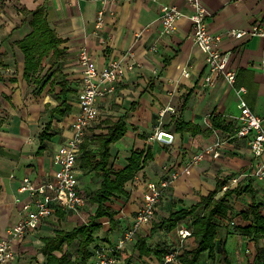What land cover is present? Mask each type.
I'll list each match as a JSON object with an SVG mask.
<instances>
[{"label":"crops","instance_id":"1","mask_svg":"<svg viewBox=\"0 0 264 264\" xmlns=\"http://www.w3.org/2000/svg\"><path fill=\"white\" fill-rule=\"evenodd\" d=\"M202 3L209 13L210 30L223 38L221 48L229 56L228 69L237 72L236 88L247 89L244 98L248 105L264 118V38L246 36L238 40L228 34L231 30L249 32L256 24L264 27V0ZM163 5L178 6L187 16L193 11L186 0H0V61L5 65L0 69V76L5 79L0 81V240L20 221L25 205L32 201L28 192L20 190L23 179L47 184L55 178L59 169L55 154L71 137L80 112L84 69L79 56L86 48L99 70L113 60H121L126 67L116 90L98 100L99 116L87 135L107 134L109 123L124 118L127 133L112 144L114 167L124 170L135 151H148L152 158L127 183L129 196L113 198L111 205L119 211L116 218L121 226L111 230L110 220L103 218L98 243L115 247L142 206L147 184L169 178L171 171H178L180 176L166 190L156 212L157 220L197 204L217 188L218 182L227 181L231 190H238L231 198L233 209L223 222L222 237L227 240L228 256L231 236L241 240L242 248L250 243L242 235H228L227 230L233 222L250 224L240 213L253 204L252 193L264 214V182L252 174L264 157L255 158L249 139L237 135L240 102L236 88L223 77L217 79L214 88L205 85L208 69L203 52L192 38V21L185 16L174 34H161ZM42 7L48 9L51 27L63 40L61 47L67 52L63 72L78 94L70 101L71 112L53 120L52 139L40 153V134L50 117L46 106H58L55 96H59L61 87L53 77L43 90H34L35 86L24 78L25 57L18 43L32 32V15L28 13ZM101 10L106 12L105 26L97 31ZM45 65L43 74L51 67L48 62ZM52 74L53 71L48 77ZM216 117L224 121L220 128L213 129L212 120ZM180 119L189 124V129L179 130ZM161 131L173 135L171 144L157 139ZM217 142H221V155L208 156L187 174L185 168L191 157ZM77 172L87 207L79 213L57 208L38 230L13 243L15 260L10 264H47L43 238L53 236L56 230L70 231L90 221L96 210L90 194L101 187V179L83 170L80 160ZM249 185L253 192L242 191ZM224 193L222 189L218 196ZM61 210L66 212L64 218L59 214ZM190 223L191 220L183 222L176 230L179 232ZM150 224L139 233L147 235L144 232ZM164 235L158 232L152 240H161ZM222 255L225 257V253ZM139 260L141 264H159L151 257ZM91 264H96L95 256Z\"/></svg>","mask_w":264,"mask_h":264},{"label":"trees","instance_id":"2","mask_svg":"<svg viewBox=\"0 0 264 264\" xmlns=\"http://www.w3.org/2000/svg\"><path fill=\"white\" fill-rule=\"evenodd\" d=\"M28 14L32 15L30 22L32 32L18 43L25 57L24 78L29 84L35 86L34 90H41L54 77L55 82L59 81L61 92L55 96L59 104L56 107L46 106L50 113L49 121L45 124L44 130L40 134V153L46 149V143L52 139L53 120L56 117H65L72 108L70 101L78 94V89L73 87L67 76L63 72L66 49L61 46L63 40L51 27L48 20V9L39 8ZM1 57V56H0ZM51 65L47 74H43L45 63ZM5 65L0 61V69ZM53 71L51 77L49 73ZM48 78V79H47ZM5 79L0 76V81ZM179 130L189 129V124L180 119ZM213 129L221 127L224 121L221 117L213 118ZM107 134H95L86 136L80 155V166L88 174H95L101 179V187L90 194V201L95 205L96 210L91 215L90 221L78 225L75 229L56 230L53 236L43 238L45 246L43 253L46 255L47 264H91L95 256L96 249L101 244L98 243L100 232L104 228L103 218H108L111 222V230L121 226V221L116 217L119 211L113 208L111 202L114 197L121 198L129 196L126 185L133 180L138 173L152 159L148 151H135L129 159V165L124 170H117L114 167L112 158V144L120 141L127 133V124L124 118L117 122L109 123ZM94 147V148H93ZM227 181L218 182L217 188L204 196L201 200L189 208L174 210L168 217L156 220L150 234L138 233L131 242L132 249L125 248L116 252L121 260L120 264H137L135 257L143 259L148 257L157 260L159 264H217L220 261L231 264L227 252V240L223 239L224 219L232 211L231 198L238 190L228 189L224 195L219 197V193L226 186ZM252 191L251 186L243 188L242 191ZM253 194V204L240 214L250 224H234L227 229L228 235L239 234L248 242L261 244L264 242V214L261 203L257 201L256 194ZM64 218L66 212H59ZM186 227L191 231V236L195 240L194 248H186L177 254L173 261L168 262L167 257L174 252L166 241L151 244V240L158 232L165 235L174 232L181 223L190 221ZM107 241L108 239H102ZM130 243V244H131ZM222 245V246H221ZM76 247V249H74ZM127 247V246H126ZM74 249V250H73ZM61 253V256L58 255ZM222 253H225L223 257ZM250 264V263H249ZM252 264H264V245L257 249V254Z\"/></svg>","mask_w":264,"mask_h":264},{"label":"built area","instance_id":"3","mask_svg":"<svg viewBox=\"0 0 264 264\" xmlns=\"http://www.w3.org/2000/svg\"><path fill=\"white\" fill-rule=\"evenodd\" d=\"M186 2L193 10L192 14L188 16L178 6H162L161 34H174L178 22L183 17H188L193 23L192 38L205 56L208 69V73L204 77L205 85L214 88L217 79L223 77L231 86L236 88L237 72L228 69L229 56L221 48L223 38L210 30L209 13L202 0H186ZM105 18L106 12L101 10L96 22L97 31L104 28ZM228 34L238 40L246 36L264 38V27L256 24L249 32L231 30ZM79 61L84 69L80 112L74 121L71 137L55 154V162L59 169L55 173L54 180L47 184H34L28 177L23 179L20 190L28 192L32 201L25 205L24 215L20 221L11 226L7 236L0 240V264L13 262L15 260L13 243L25 240L27 234L38 230L46 219L55 214L57 208L79 213L87 207V196L80 191L77 172L81 146L89 129L99 116L98 100L116 90L118 82L126 74V67L121 60H113L107 67L99 70L86 48L82 49ZM235 90L240 102V115L238 117L240 125L237 135L249 139L252 154L255 158L260 159L264 157V118L256 114L248 105L244 98L247 93L246 88L237 87ZM164 114L165 112H163ZM163 132L157 134V139L171 144L174 139L173 135L168 133L170 139L167 141L162 138ZM220 147L221 142H217L192 156L185 172L191 174L192 167L203 162L208 156L219 157L221 155ZM169 174V178L147 184L143 204L137 211L132 225L124 232L120 242L115 247H110L104 243L98 246L95 252L96 264H120L116 252L124 249L135 239L145 225L153 221L166 190L180 176L178 171H171ZM252 174L256 180L264 182V161L258 163ZM227 185L223 188L225 192L230 189V186ZM179 234L182 239H188L191 236V231L183 228ZM174 258V254H171L167 260L171 262Z\"/></svg>","mask_w":264,"mask_h":264},{"label":"rangeland","instance_id":"4","mask_svg":"<svg viewBox=\"0 0 264 264\" xmlns=\"http://www.w3.org/2000/svg\"><path fill=\"white\" fill-rule=\"evenodd\" d=\"M42 126L44 127V124ZM156 216H157V213L155 214V217H154L153 221L151 222V224L149 225L148 229L144 232L145 234H150V232L153 228V224L157 220ZM231 226L233 227V226H237V225L235 224V225H231ZM104 234H105V232H104ZM157 238H159V236H157ZM191 238L189 237L188 239H182L178 230H176L174 233H172V235H170V236L166 235L161 240H158V239H156L155 241L152 240L151 244L156 245L157 242L161 243L163 241H166L170 246V250H172L174 252L173 253L174 256H176L177 254H180L186 248H190V249L194 248L195 240L193 239V237H191ZM241 243L242 242L238 237L235 238V237L231 236L229 239L228 251L230 253L229 258H230L231 264H249V263L252 264L253 263L252 261H254V258L257 254V249L259 247H262L264 245V242H262L261 244H255L251 241L249 244L247 243L244 248H242L243 245ZM131 247H133L132 243L127 245V248L132 249ZM74 249H76V247ZM135 259H136V263L139 264L138 263V262H140L139 257L137 256V257H135ZM140 264H141V262H140ZM149 264H151V263H149ZM217 264H225V263H223V261L221 262L219 259V262Z\"/></svg>","mask_w":264,"mask_h":264},{"label":"water","instance_id":"5","mask_svg":"<svg viewBox=\"0 0 264 264\" xmlns=\"http://www.w3.org/2000/svg\"><path fill=\"white\" fill-rule=\"evenodd\" d=\"M162 138L166 139V140H169L170 139V135L167 132H163L162 133Z\"/></svg>","mask_w":264,"mask_h":264}]
</instances>
